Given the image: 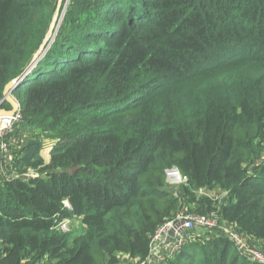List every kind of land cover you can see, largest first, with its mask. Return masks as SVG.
<instances>
[{"label": "trees", "instance_id": "1", "mask_svg": "<svg viewBox=\"0 0 264 264\" xmlns=\"http://www.w3.org/2000/svg\"><path fill=\"white\" fill-rule=\"evenodd\" d=\"M57 2L0 0V101ZM12 96L4 140L33 137L0 167V264H134L179 211L264 245V0H68ZM245 255L200 227L163 264H262Z\"/></svg>", "mask_w": 264, "mask_h": 264}, {"label": "built area", "instance_id": "2", "mask_svg": "<svg viewBox=\"0 0 264 264\" xmlns=\"http://www.w3.org/2000/svg\"><path fill=\"white\" fill-rule=\"evenodd\" d=\"M20 114L17 111L11 116H0V150H5L4 137L10 133L14 125L20 121ZM167 180L169 179L171 184L184 182L185 178L181 176L179 171L174 168L166 170ZM67 204V203H65ZM217 221V216L206 217L204 215H196L194 213H187L185 211H179L178 214L167 221H165L154 233L150 242V253L149 256L134 264H163V261L177 252L181 245L186 241L193 231L197 228L203 227L211 229L213 223ZM69 220H62L58 224L60 230L66 231ZM220 227H217L221 233L228 236L238 248L246 254L251 252L253 261L264 264V254L252 251L251 248L247 247V241L244 239L239 232L219 223ZM122 264V263H120Z\"/></svg>", "mask_w": 264, "mask_h": 264}, {"label": "rangeland", "instance_id": "3", "mask_svg": "<svg viewBox=\"0 0 264 264\" xmlns=\"http://www.w3.org/2000/svg\"><path fill=\"white\" fill-rule=\"evenodd\" d=\"M62 3H63V0H62ZM68 3V0H64V3L63 5L61 4V7H62V13H61V19H62V16H63V13H64V8H65V4L67 5ZM61 9V8H60ZM60 13V12H59ZM60 15V14H59ZM61 22V20H60ZM59 22V23H60ZM58 23V24H59ZM58 24L56 25V29H58ZM55 29V31H56ZM252 73H256L255 71L252 72ZM201 81H206V79L204 77H199V78H196V79H191L190 81H186L184 82L183 84H179L178 86H176V88L178 87V90L182 88V90L178 91L179 94H182V95H187L189 92H190V89H192V86L195 84V83H198V82H201ZM17 101V100H16ZM36 131V129H34V132ZM20 133L17 134V136H7V142L6 140H4V144L6 145L5 146V150H0V167L3 165L4 166V161H5V158H7V156L9 157L10 155V159L8 158V161L7 163H11V157H12V152L16 149L19 148V145L24 142V140L27 138V137H33V131H30L29 129H21L19 131ZM42 140H47V136L46 135H43L42 136ZM46 142V141H45ZM44 142V143H45ZM0 145H2L0 143ZM46 145V144H45ZM42 154L47 157V150H44L42 151ZM4 160V161H3ZM174 169V168H172ZM170 170V169H168ZM29 174L30 173H33V171H29L28 172ZM166 178H167V175H166ZM168 188L170 189V191L174 194H176V190L177 188L180 186V185H183V184H180L181 182L179 181H175V182H178V183H172L170 182V180L168 179ZM198 194H207V195H210L212 193L210 192H203V191H198ZM221 197H225V194H221ZM72 222V225L71 226H66V231L72 233V234H75V233H80L81 230H82V227H81V224L79 222H75V221H71ZM213 228H211L213 231H217L218 232V228L217 227H220L219 226V222L218 221H215L213 223ZM202 231H205V230H202ZM207 232V231H205ZM247 247L251 248L250 250L252 251H256V252H259V253H262L264 254V245L260 242H256V241H251V240H248L247 241ZM242 251V250H241ZM246 257H249V259H252V253L249 252L245 255Z\"/></svg>", "mask_w": 264, "mask_h": 264}, {"label": "water", "instance_id": "4", "mask_svg": "<svg viewBox=\"0 0 264 264\" xmlns=\"http://www.w3.org/2000/svg\"><path fill=\"white\" fill-rule=\"evenodd\" d=\"M62 0H58L55 13L53 15L50 27L48 29V32L43 39L39 49L34 53L31 61L27 65V67L24 69V71L16 76L14 79L10 80L3 89V98L0 101V104L3 101H6L10 104V109H5L0 107V116H11L15 114L17 111H19V103L16 101V99L12 96V90L18 85L20 80L22 79L23 75L31 69V67L38 61L40 56L46 51L48 48L49 43L51 42V38L53 37V33L55 32L56 25L60 22L61 17L59 16L60 8H61ZM66 5V4H65Z\"/></svg>", "mask_w": 264, "mask_h": 264}, {"label": "crops", "instance_id": "5", "mask_svg": "<svg viewBox=\"0 0 264 264\" xmlns=\"http://www.w3.org/2000/svg\"><path fill=\"white\" fill-rule=\"evenodd\" d=\"M44 156V155H43ZM45 157V156H44ZM47 157H48V151H47ZM47 157H45V158H47Z\"/></svg>", "mask_w": 264, "mask_h": 264}]
</instances>
